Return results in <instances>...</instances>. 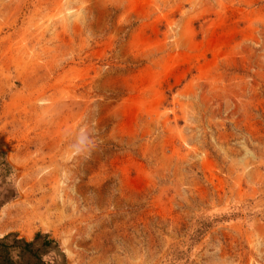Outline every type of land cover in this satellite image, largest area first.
<instances>
[{"label":"rangeland","instance_id":"rangeland-1","mask_svg":"<svg viewBox=\"0 0 264 264\" xmlns=\"http://www.w3.org/2000/svg\"><path fill=\"white\" fill-rule=\"evenodd\" d=\"M0 156L21 264H264V0H0Z\"/></svg>","mask_w":264,"mask_h":264},{"label":"trees","instance_id":"trees-1","mask_svg":"<svg viewBox=\"0 0 264 264\" xmlns=\"http://www.w3.org/2000/svg\"><path fill=\"white\" fill-rule=\"evenodd\" d=\"M2 164L5 165V161L3 157L0 156V168L2 167ZM1 174L2 173L0 172V175ZM39 234L40 233L35 232L34 237ZM33 238L28 240L23 237L17 238L16 233L12 232H6L0 235V264H21L25 251H27L26 253L40 259L41 256L39 255V248H34L32 246ZM47 242H49V239H43L42 244H46Z\"/></svg>","mask_w":264,"mask_h":264},{"label":"clouds","instance_id":"clouds-1","mask_svg":"<svg viewBox=\"0 0 264 264\" xmlns=\"http://www.w3.org/2000/svg\"><path fill=\"white\" fill-rule=\"evenodd\" d=\"M92 147L93 142L87 132V129L85 127H81L73 134V140L69 145V150L73 154L78 155L89 152Z\"/></svg>","mask_w":264,"mask_h":264},{"label":"crops","instance_id":"crops-1","mask_svg":"<svg viewBox=\"0 0 264 264\" xmlns=\"http://www.w3.org/2000/svg\"><path fill=\"white\" fill-rule=\"evenodd\" d=\"M0 235H1V233H0Z\"/></svg>","mask_w":264,"mask_h":264}]
</instances>
